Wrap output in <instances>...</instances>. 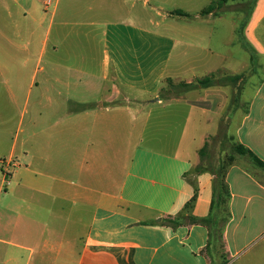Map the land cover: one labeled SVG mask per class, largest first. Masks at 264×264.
Masks as SVG:
<instances>
[{
	"label": "crops",
	"instance_id": "0c3cea01",
	"mask_svg": "<svg viewBox=\"0 0 264 264\" xmlns=\"http://www.w3.org/2000/svg\"><path fill=\"white\" fill-rule=\"evenodd\" d=\"M219 1L0 0V264H211L207 227L161 223L210 215L215 175L195 168L231 88L191 90L189 116L154 100L166 79L240 85L252 71L235 140L264 161V0L247 59L222 33L212 46L228 16L202 12ZM259 173L225 174L229 260L264 236Z\"/></svg>",
	"mask_w": 264,
	"mask_h": 264
},
{
	"label": "rangeland",
	"instance_id": "374dc122",
	"mask_svg": "<svg viewBox=\"0 0 264 264\" xmlns=\"http://www.w3.org/2000/svg\"><path fill=\"white\" fill-rule=\"evenodd\" d=\"M255 0H238L235 2L227 3L226 5H215V12L220 14H226L227 21H223V27L219 31H217V34L214 36V40L212 42V46L215 49L217 47V44L219 45L217 41L218 34L222 33L228 38V50L231 53H234L239 58L241 55L245 56V59H247L246 54L243 53L241 50V47L239 44L242 43V37L244 34V29L248 23L249 17L251 15V11L254 7ZM232 16V17H231ZM236 25L237 31L235 30V33L232 32V23ZM244 47L246 51H248L249 54H251V51L247 48L246 42L244 43ZM225 53H228L225 52ZM252 71L244 72L242 76L245 77V80L247 81ZM221 76H211L207 77L205 79L199 80L197 83L188 84L185 82L176 81L173 79H166L161 91L158 94V98H156L154 101H159L160 99H163L165 101L170 102L169 106L177 109H180L184 116H189L190 111H188V107H186L184 104L188 102L189 100V93L191 90L195 91L196 88H202V85L205 87H217V86H230L231 93H230V107L228 109V112L224 113L221 117L218 118V129L213 131V135L208 138V141L206 142V145L202 152H200V160L197 163V166L195 170L199 171L202 169H207L212 171L216 175V177L219 178V183L224 182V175L226 174L228 168L233 165L234 163H241L242 165L249 166L250 168L253 166L256 169L257 168L254 163L251 161V159L247 156H240L235 151V132H236V125L238 123V115L233 117L232 112L237 109V111H241L245 113L247 111V103L245 101H248V99L253 94V88L249 85H245L246 81L240 83H235V81H225V78H221ZM221 78V79H217ZM232 79V77L229 76L227 80ZM209 80V83L203 84V81ZM253 83V82H252ZM239 85V86H238ZM244 86L243 96L242 99L240 97V92L242 87ZM244 102H243V101ZM123 100L116 101L117 103H121ZM173 104H181V106L177 105H171ZM168 106V105H167ZM203 118L208 117L211 119L210 115H203ZM28 117L25 119V123H27ZM25 127V125H24ZM209 133L210 131L207 130ZM211 131V132H212ZM260 170V169H259ZM261 171V170H260ZM262 172V171H261ZM263 174V172H262ZM261 179H264V175L262 176L261 173L258 174ZM218 208V207H217ZM219 219L220 226L223 224V219L226 217V211L224 208V205L221 206V208L218 210V213H216ZM220 231L218 230L215 235V240L212 241V244L210 248L207 251V257L210 260L211 264H251V262H254L255 260L258 261V254L264 256V236L256 240L248 245L245 246V248L235 257H233L231 260L227 258L226 253V246L222 239L219 238ZM255 254H257L255 256ZM256 258H255V257ZM259 260V263L257 264H264V257ZM250 261V262H249ZM255 261V262H256Z\"/></svg>",
	"mask_w": 264,
	"mask_h": 264
},
{
	"label": "trees",
	"instance_id": "16d2710c",
	"mask_svg": "<svg viewBox=\"0 0 264 264\" xmlns=\"http://www.w3.org/2000/svg\"><path fill=\"white\" fill-rule=\"evenodd\" d=\"M225 3H226V0H220L217 4H213L209 6L208 8H206L202 12V14L211 13L215 10V5H223ZM175 14L179 16H187V17L190 16L189 14L183 11H180V10L176 11ZM207 83H209V80L203 81V84H207ZM202 87H205V85L204 86L202 85ZM203 149L201 150V152L203 151ZM235 151L240 156L249 157L251 161L254 163V165L257 168H259L264 174V161L261 160L254 152H252L250 149L246 148L242 144H236ZM195 171L199 173L200 170L199 171L195 170ZM230 198H231V194H230L228 185L226 184V181H225V175H224V182H220V183H219V178L216 177L215 175L213 201L211 205V212L208 217L197 218L194 216H187V215L180 214L176 217H170V218L164 219L161 224L169 226L173 229H177L178 227L185 225V224L203 225L207 227L209 230V234H210V240L205 250L207 253L208 249L210 248L212 244V241L215 240V235L218 230L220 231L219 238L224 241V230L231 218V213L229 210ZM222 205H224V208L226 211V217L223 219V222H222L223 224L220 226L219 219L216 213H218V210L221 208Z\"/></svg>",
	"mask_w": 264,
	"mask_h": 264
}]
</instances>
